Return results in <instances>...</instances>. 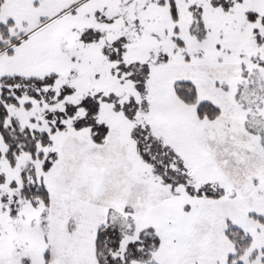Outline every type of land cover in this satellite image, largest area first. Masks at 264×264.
Wrapping results in <instances>:
<instances>
[{
  "label": "snow or ice",
  "instance_id": "6c2138e0",
  "mask_svg": "<svg viewBox=\"0 0 264 264\" xmlns=\"http://www.w3.org/2000/svg\"><path fill=\"white\" fill-rule=\"evenodd\" d=\"M0 264H264V0H0Z\"/></svg>",
  "mask_w": 264,
  "mask_h": 264
}]
</instances>
